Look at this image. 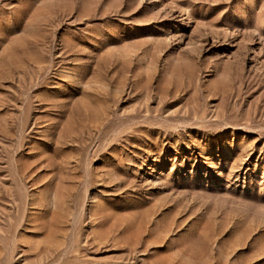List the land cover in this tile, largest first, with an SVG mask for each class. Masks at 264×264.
Returning a JSON list of instances; mask_svg holds the SVG:
<instances>
[{
	"label": "rangeland",
	"instance_id": "374dc122",
	"mask_svg": "<svg viewBox=\"0 0 264 264\" xmlns=\"http://www.w3.org/2000/svg\"><path fill=\"white\" fill-rule=\"evenodd\" d=\"M0 264H264V0H0Z\"/></svg>",
	"mask_w": 264,
	"mask_h": 264
}]
</instances>
